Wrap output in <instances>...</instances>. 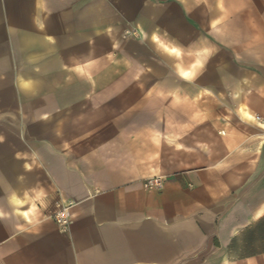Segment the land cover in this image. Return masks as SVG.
<instances>
[{
  "label": "crops",
  "instance_id": "crops-1",
  "mask_svg": "<svg viewBox=\"0 0 264 264\" xmlns=\"http://www.w3.org/2000/svg\"><path fill=\"white\" fill-rule=\"evenodd\" d=\"M0 209V264H264V0H0Z\"/></svg>",
  "mask_w": 264,
  "mask_h": 264
},
{
  "label": "clouds",
  "instance_id": "clouds-1",
  "mask_svg": "<svg viewBox=\"0 0 264 264\" xmlns=\"http://www.w3.org/2000/svg\"><path fill=\"white\" fill-rule=\"evenodd\" d=\"M220 21L217 20L212 24V28L216 27V24H218ZM43 27V25H41ZM49 39H53L52 37H49ZM153 39H156L153 37ZM165 52L169 53L170 55H173L177 58L181 57V51L176 47H165ZM216 54V51L212 48H203L202 50L196 51L194 53V58L191 63L184 65L182 63L175 64V72L176 75L179 76L182 80L188 81V82H194L196 81L205 71L206 65L208 64L211 57H213ZM34 61L32 59H29V63H33ZM75 71L81 72V68H76ZM37 84L38 81L32 79V78H24L23 76L18 77L16 87L19 92H23L25 94L31 93L35 95L37 93ZM41 119H48V114H44ZM67 147V144L65 145ZM26 168L28 170H31L30 166L26 165ZM40 194H36L32 197L29 196L28 192H25L23 198H20L16 195H13L10 199V203L15 206V208H21L25 205H28L31 203V207L23 211L22 213H18L22 215L25 218L32 217L33 213L36 212V201H39L41 199ZM7 213H5L2 209H0V220H2Z\"/></svg>",
  "mask_w": 264,
  "mask_h": 264
},
{
  "label": "built area",
  "instance_id": "built-area-1",
  "mask_svg": "<svg viewBox=\"0 0 264 264\" xmlns=\"http://www.w3.org/2000/svg\"><path fill=\"white\" fill-rule=\"evenodd\" d=\"M143 186L144 189L146 190L158 189L161 187V180L158 178L148 180L144 183ZM73 206H74V202L65 201V200H59L55 204L52 218L62 234H66L70 231L71 221H72L71 211Z\"/></svg>",
  "mask_w": 264,
  "mask_h": 264
}]
</instances>
